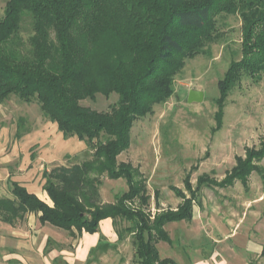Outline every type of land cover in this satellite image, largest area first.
Returning <instances> with one entry per match:
<instances>
[{
    "label": "trees",
    "instance_id": "obj_1",
    "mask_svg": "<svg viewBox=\"0 0 264 264\" xmlns=\"http://www.w3.org/2000/svg\"><path fill=\"white\" fill-rule=\"evenodd\" d=\"M220 15L240 17L242 51L217 85L218 129L230 90L242 77L255 82L264 77V0H7L0 17V105L12 96L36 103L63 139L85 144L89 158L43 170V200L10 182V197H0L1 221L12 226L34 215L41 226L70 235L99 233L106 219L113 227L124 221L138 264H174L161 259L156 248L158 242L172 243L165 226L192 221L196 195L204 186L247 187L251 174L260 172L264 142L237 157L220 182L201 175L192 189L184 180L190 197L171 188L182 202L152 219L146 179L138 167L117 159L130 147L134 123L173 96L174 78L185 61L206 54L205 47L217 41ZM25 17L32 31L26 42L20 35ZM112 94L118 101L108 112L81 105ZM23 122L19 118L17 140L29 133ZM104 179L124 180L127 190L103 203Z\"/></svg>",
    "mask_w": 264,
    "mask_h": 264
},
{
    "label": "rangeland",
    "instance_id": "obj_2",
    "mask_svg": "<svg viewBox=\"0 0 264 264\" xmlns=\"http://www.w3.org/2000/svg\"><path fill=\"white\" fill-rule=\"evenodd\" d=\"M6 2L0 0V17L4 15ZM241 25L238 15L216 17L217 41L205 47L206 54L185 61L183 69L174 78L173 96L166 103L155 106L151 115L134 123L130 147L117 159L138 167L146 179L150 196L146 209L151 219L174 210L182 202L171 188L190 197L191 193L184 188V180L192 189L201 175L220 182L235 166L237 157L243 158L246 149L259 150L264 142L263 76L257 82L242 77L230 90L222 103L220 128H216L217 85L229 64L241 59ZM20 31L26 42L32 35L28 17L24 18ZM191 90L202 92L203 101L187 104V94ZM117 101L116 94L97 95L93 101L87 99L81 105L108 112ZM19 118L24 119L23 126L29 133L17 140L14 135ZM85 150V144L75 137L63 140L57 127L42 117L36 103L27 105L10 97L0 105V197H10V182L40 189L43 170L81 163L89 158L84 154ZM257 166L260 172L251 174L247 187L240 183L225 189L202 187L196 195L192 221L166 225L165 231L173 246L168 250L166 243H159L160 256L166 257L167 250L180 255L183 260H187V256L189 259L201 258L210 251L222 255L224 250H231L238 254L244 252L248 241L258 243L263 251L264 159ZM126 190L124 180L104 179L99 188L101 201L112 203L116 195ZM39 197L43 200L41 195ZM29 218L27 215L12 226L0 219V264H15V261L6 262L4 257L7 249H13L16 244L14 236L28 229ZM30 222L33 223L32 219ZM128 226L124 221H117L113 227L116 236L122 238L117 236L119 242L112 246L108 264H138L132 234L126 231ZM79 236L75 231L72 235L68 233V241L71 244ZM49 243L47 238V248ZM249 261L264 264V254L261 253L259 258L250 256Z\"/></svg>",
    "mask_w": 264,
    "mask_h": 264
},
{
    "label": "crops",
    "instance_id": "obj_3",
    "mask_svg": "<svg viewBox=\"0 0 264 264\" xmlns=\"http://www.w3.org/2000/svg\"><path fill=\"white\" fill-rule=\"evenodd\" d=\"M23 186L38 197L44 194L41 191V186L40 189H38V186L31 188ZM29 216L33 223L31 224L29 218L28 229L19 231L18 236H14L15 239L13 238V242L16 243L12 247L13 249H7L8 253L4 260L8 263L15 261V264H108L107 261L112 246L114 247L119 242L110 219L100 222L99 235L83 232L70 244L66 231L56 229L50 225L41 226L34 215ZM47 238L50 241L48 248L46 247ZM159 243L163 242H158L156 248ZM167 245L168 250L173 246L172 243ZM168 250L169 256L161 257L160 254L159 256L161 259L173 260L174 264H251L249 257L256 256L259 258L262 253L261 245L253 241L246 243L243 253L236 254L234 251L224 250L225 252L223 251L221 255L217 251H210L201 258L196 256L189 259L187 256L185 257L187 260H183V257Z\"/></svg>",
    "mask_w": 264,
    "mask_h": 264
},
{
    "label": "water",
    "instance_id": "obj_4",
    "mask_svg": "<svg viewBox=\"0 0 264 264\" xmlns=\"http://www.w3.org/2000/svg\"><path fill=\"white\" fill-rule=\"evenodd\" d=\"M187 95V104L200 103L204 98L203 93L196 90H191Z\"/></svg>",
    "mask_w": 264,
    "mask_h": 264
}]
</instances>
